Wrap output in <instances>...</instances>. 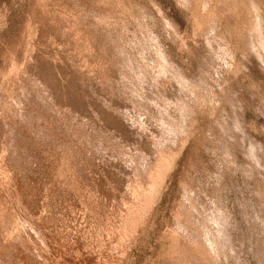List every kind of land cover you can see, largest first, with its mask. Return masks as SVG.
Returning <instances> with one entry per match:
<instances>
[{
    "label": "rangeland",
    "instance_id": "374dc122",
    "mask_svg": "<svg viewBox=\"0 0 264 264\" xmlns=\"http://www.w3.org/2000/svg\"><path fill=\"white\" fill-rule=\"evenodd\" d=\"M0 264H264V0H0Z\"/></svg>",
    "mask_w": 264,
    "mask_h": 264
},
{
    "label": "bare ground",
    "instance_id": "6f19581e",
    "mask_svg": "<svg viewBox=\"0 0 264 264\" xmlns=\"http://www.w3.org/2000/svg\"><path fill=\"white\" fill-rule=\"evenodd\" d=\"M63 33V32H62ZM61 36V35H60ZM67 40V39H66ZM7 62V61H6ZM26 66V65H25ZM39 66V65H38ZM38 69V68H37ZM39 70V69H38ZM72 70V69H71ZM42 71V70H41ZM78 71V70H77ZM55 72V71H54ZM4 75V74H3ZM46 77V76H45ZM50 80V79H49ZM43 82V80H42ZM8 86V85H7ZM7 89V88H6ZM2 90V89H1ZM28 93V92H27ZM96 107V106H95ZM85 111V110H84ZM102 113V112H101ZM93 115V114H92ZM102 115V114H101ZM67 116V115H66ZM55 119V118H54ZM66 121V120H65ZM51 125V124H50ZM51 127V126H50ZM63 127V126H62ZM119 128V127H118ZM74 129V128H73ZM121 130V129H120ZM79 133V132H77ZM113 133V132H112ZM119 134V133H118ZM211 136V135H210ZM62 139V138H61ZM140 140V139H139ZM76 142V141H75ZM120 144V143H119ZM112 145V144H111ZM144 148V147H143ZM241 148V147H240ZM132 149V148H131ZM72 150V149H71ZM134 153V152H133ZM142 153V152H141ZM57 154V153H56ZM147 157V156H146ZM43 159V158H42ZM103 164V163H102ZM2 165V164H1ZM93 167V166H92ZM138 167V166H137ZM18 170V169H17ZM127 171V170H126ZM252 171V170H251ZM35 174V173H34ZM183 175V174H182ZM136 176V175H135ZM190 176V175H189ZM21 179V178H20ZM201 179V178H200ZM115 180V179H114ZM124 182V181H123ZM132 183V182H131ZM126 184V183H125ZM188 187V186H187ZM48 189V188H47ZM186 194V193H185ZM127 195V194H126ZM59 196V195H58ZM186 196V195H185ZM183 198V197H181ZM190 198V197H189ZM126 199V198H125ZM134 199V198H133ZM197 199V198H196ZM80 204V203H79ZM190 206V205H189ZM194 208V207H193ZM195 212V211H194ZM6 215V214H5ZM4 216V215H3ZM192 216V214H191ZM141 217V216H140ZM187 217V216H186ZM58 220V219H57ZM198 224V223H197ZM7 225V224H6ZM184 225V224H183ZM60 227V226H59ZM185 229V228H184ZM75 230V229H74ZM204 231V230H203ZM196 233V232H195ZM168 237V236H167ZM200 241V240H199ZM196 243V242H195ZM201 243V242H200Z\"/></svg>",
    "mask_w": 264,
    "mask_h": 264
}]
</instances>
